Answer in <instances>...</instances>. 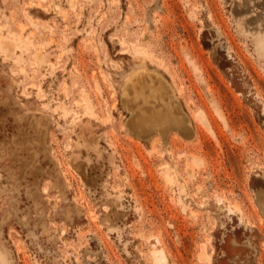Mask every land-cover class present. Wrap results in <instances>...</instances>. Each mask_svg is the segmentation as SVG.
<instances>
[{
  "label": "rangeland",
  "instance_id": "rangeland-1",
  "mask_svg": "<svg viewBox=\"0 0 264 264\" xmlns=\"http://www.w3.org/2000/svg\"><path fill=\"white\" fill-rule=\"evenodd\" d=\"M263 175L264 0H0V264H264Z\"/></svg>",
  "mask_w": 264,
  "mask_h": 264
},
{
  "label": "bare ground",
  "instance_id": "bare-ground-1",
  "mask_svg": "<svg viewBox=\"0 0 264 264\" xmlns=\"http://www.w3.org/2000/svg\"><path fill=\"white\" fill-rule=\"evenodd\" d=\"M20 26V25H19ZM23 28V27H22ZM21 30V29H20ZM12 40V43H13V39H11ZM20 41V40H19ZM29 43V42H28ZM26 45V44H25ZM39 45V44H38ZM5 51H6V49H5ZM137 53H139V50L137 49ZM34 59V58H33ZM34 60H36V59H34ZM41 61V60H40ZM39 63V62H38ZM41 63V62H40ZM39 63V64H40ZM21 69H23V68H21ZM197 70V69H196ZM200 74V73H199ZM158 85V84H157ZM162 86V85H161ZM159 87V86H158ZM158 87H157V89H158ZM160 88V87H159ZM152 89H155V88H152ZM156 90V89H155ZM159 90V89H158ZM160 91V90H159ZM161 91H162V89H161ZM164 91V90H163ZM151 92H153V90H151ZM151 92H150V97H152V96H154V94H155V92H157V90L156 91H154V93L152 94V96H151ZM164 94H165V92H164ZM164 94H163V96H164ZM157 96V95H156ZM159 96H160V94H159ZM163 96H162V100H163ZM166 97V96H165ZM170 98V97H169ZM149 99V98H148ZM151 99V98H150ZM146 100V99H145ZM159 100V99H158ZM142 102V101H141ZM166 102V101H165ZM168 102V101H167ZM176 102V101H175ZM145 104H146V101L144 102ZM163 104V103H162ZM139 106V105H138ZM142 106H143V103H142ZM167 106H168V104H167ZM164 108V107H163ZM170 108V107H169ZM85 109H87V107H85ZM137 109V108H136ZM138 109H141V108H138ZM154 109H156V108H154ZM156 110H158V109H156ZM165 110H168V109H165ZM165 110H163V111H165ZM87 111H88V109H87ZM86 111V112H87ZM89 111H91L90 109H89ZM143 111V110H142ZM142 111H141V114H142ZM159 111V110H158ZM157 111V113H156V111H154L155 112V114L156 115H158V113H162V115L163 114H166L165 112H158ZM149 113H151V112H149ZM155 114H154V116H155ZM159 115H161V114H159ZM168 114H166V116H167ZM169 116V115H168ZM135 117V116H134ZM156 117V116H155ZM159 117V116H158ZM161 117V116H160ZM153 118V116L151 117V119ZM157 119V118H156ZM169 119V118H168ZM178 119V116L176 117V120ZM135 120V119H134ZM158 120V119H157ZM162 120V119H161ZM152 121V120H151ZM141 122V121H140ZM147 124V123H146ZM135 128V127H134ZM95 137H97V136H95ZM94 137V138H95ZM93 139V138H92ZM94 142H95V140H94ZM80 163H81V161H80ZM80 163H79V165H80ZM78 164H77V166H79ZM81 166V165H80ZM79 166V167H80ZM264 176V175H263ZM255 197H256V201H257V203L258 204H260L263 208H264V189H260V190H258L256 193H255ZM158 241V240H157ZM152 258H153V261H154V263L155 264H167V258H166V255H165V253H164V251L162 250V249H153L152 250Z\"/></svg>",
  "mask_w": 264,
  "mask_h": 264
}]
</instances>
